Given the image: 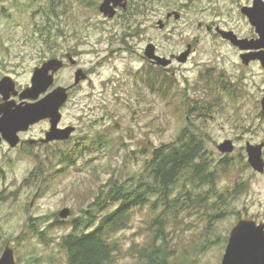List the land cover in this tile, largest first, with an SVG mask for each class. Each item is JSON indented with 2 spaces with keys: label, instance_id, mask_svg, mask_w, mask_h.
<instances>
[{
  "label": "rangeland",
  "instance_id": "1",
  "mask_svg": "<svg viewBox=\"0 0 264 264\" xmlns=\"http://www.w3.org/2000/svg\"><path fill=\"white\" fill-rule=\"evenodd\" d=\"M102 1L0 0V80L9 75L18 89L29 86L35 68L48 57L49 47L60 49L61 45L89 73L70 94L64 109L61 124L78 126L71 143L50 146L38 154L18 146L0 148V256L10 244L18 264H30L36 256L46 263L65 261L66 253L58 242L71 230L70 220L95 200L100 187L113 175L139 172L148 152L174 142L182 129L194 124L205 132L217 159L229 156L236 163L225 183L238 181L246 186L231 206L232 212L218 223L220 242L195 263L221 264L237 222L264 213V173L250 166L245 149L247 142L264 141V70L258 62L243 64L240 50L216 31L219 26L239 37L255 36L254 27L241 12L253 0H127L128 9H119L114 18L99 11ZM173 11L181 18L167 19ZM160 20L165 22L163 29ZM149 43L166 57L179 55L188 44L193 46L186 63L175 60L170 67L159 69V74L175 78L173 102L142 79L156 69L143 56ZM75 71L65 69L58 82L71 85ZM220 76L231 83L230 91L223 90ZM195 100L209 110L189 112ZM46 127L41 124L34 134L39 136ZM98 131L108 136L107 146L88 147L52 182L47 176L46 183L31 178L40 161L50 170L62 146L82 143L81 138ZM226 139L235 146L227 154L218 148ZM63 209L69 210L66 218L60 216ZM31 216L45 218L38 224L46 230V241L26 232ZM143 220L144 214H137L121 232L125 248L142 241ZM123 260L120 264L132 261L126 255Z\"/></svg>",
  "mask_w": 264,
  "mask_h": 264
},
{
  "label": "trees",
  "instance_id": "2",
  "mask_svg": "<svg viewBox=\"0 0 264 264\" xmlns=\"http://www.w3.org/2000/svg\"><path fill=\"white\" fill-rule=\"evenodd\" d=\"M159 69L163 70H149L142 79L153 91L160 90L164 98L173 102L172 98L177 96L173 90L175 78L159 74ZM219 79L223 90L230 91L231 83L223 76ZM192 104L187 108L189 112L210 108L196 100ZM201 130L190 124L174 142L148 152L139 172L111 176L89 207L70 220L71 230L60 238L58 246L66 253V260L46 263L36 256L30 264H120L124 255L132 260L124 264H195L212 245L220 242L218 223L232 212L231 206L246 191L244 183H225L236 163L229 156L217 159ZM81 139L82 143L62 146L56 156L57 164L54 166L52 161L50 170L40 161L31 178L46 183L47 176L48 182H52L74 165L88 147L92 150L96 144L107 146L108 136L98 131ZM140 213L144 214V237L125 248L120 234ZM38 222L44 223L45 218L29 217L26 232L46 241V230L40 229ZM194 230L198 231L186 236ZM2 239L0 233V242Z\"/></svg>",
  "mask_w": 264,
  "mask_h": 264
},
{
  "label": "water",
  "instance_id": "3",
  "mask_svg": "<svg viewBox=\"0 0 264 264\" xmlns=\"http://www.w3.org/2000/svg\"><path fill=\"white\" fill-rule=\"evenodd\" d=\"M118 8L126 10L127 0H103L99 11L108 18H114ZM241 12L254 27L256 38L239 37L233 30L221 29L219 26L216 27V31L224 40L240 50L243 64L250 65L253 61L259 60L264 69V0H253L251 5L243 6ZM172 16L175 19L181 18V14L177 11L169 12L167 19ZM158 25L163 29L165 22L160 20ZM192 50V44H188L187 49L177 55V61L186 63ZM144 56L154 65L163 68L170 67L174 63V56L160 55L154 43L146 46ZM69 58L72 64L77 63L74 57L69 56ZM62 67L63 61L58 58L46 60L35 68L30 85L21 91L11 76L6 75L0 80V95L3 99L0 103V145L2 141H6L10 147H17L21 142L19 132L45 119L50 120L51 126L43 142L70 139L76 127L59 125L62 121L61 109L69 100L70 90L87 80L88 75L79 68L75 71L72 85H59L49 91L55 83V74ZM14 97H19L21 103H17ZM261 108L264 113V95L261 99ZM263 146L264 143L246 144L248 163L258 173H264ZM234 147L230 139L218 146L220 152L226 154L233 152ZM60 216L63 218L69 216V210L63 209ZM0 264H18L14 248L10 244H6L0 256ZM221 264H264V223L258 224L251 218H241L230 232Z\"/></svg>",
  "mask_w": 264,
  "mask_h": 264
},
{
  "label": "flooded vegetation",
  "instance_id": "4",
  "mask_svg": "<svg viewBox=\"0 0 264 264\" xmlns=\"http://www.w3.org/2000/svg\"><path fill=\"white\" fill-rule=\"evenodd\" d=\"M128 2V1H127ZM128 7H129V3H128ZM0 9H2V7L0 6ZM121 9V8H118L117 9V13H118V10ZM128 9V8H127ZM126 9V10H127ZM123 10V9H122ZM208 28H213L211 26H209ZM212 30V29H211ZM256 33V32H255ZM257 37V34L251 38H256ZM62 47L60 49L58 48H55V47H49V50H47V53H49L48 57H45L46 59L43 61L45 62L46 60H49V59H52V58H58L60 60L63 61V67L55 74V83L54 85L49 89V91L53 90L55 87L59 86V85H62V86H70V85H64V84H61L58 82V75L64 71L65 69H68V68H71V69H79V62L78 60L76 59V56L74 55L73 52L71 51H68L66 49H63V45H61ZM51 48V49H50ZM53 52V53H52ZM69 56H72L74 57L76 60H77V63L76 64H72L71 63V60L69 58ZM144 56V55H143ZM171 56H174V61L176 60L177 61V55H171ZM170 56V57H171ZM145 59H147L145 56H144ZM148 60V59H147ZM151 65L153 67H156V68H163L161 66H156L154 65L150 60H148ZM253 62H258L260 63L261 65V62L259 60H256V61H253ZM174 64V63H173ZM262 66V65H261ZM263 68V67H262ZM264 70V69H263ZM89 77V73L87 71H85ZM16 85L17 82H16ZM72 85V84H71ZM80 85V84H79ZM77 85L76 87L72 88L70 90V94L79 86ZM28 86V85H27ZM27 86L25 87H22L20 88L19 90L21 91L22 89L26 88ZM18 88V87H17ZM14 99L17 101V103H21V100L19 99V97H14ZM3 101L1 95H0V103ZM68 102V101H67ZM67 103L62 107L61 109V112H62V119H63V113H64V109L66 107ZM262 116H264V113L261 112ZM62 122V121H61ZM43 123H46L48 125V127L46 128H43L42 131L40 132V135L39 136H36L34 134V130L36 127H39L41 124ZM61 127H66V126H69V125H73V124H67V125H63V124H59ZM50 126H51V123H50V120L49 119H45V120H42L34 125H31L27 130L25 131H20L19 132V136L21 138V142L20 144L18 145L19 148H22L23 150L25 151H28L30 153H36L38 154V150H44L50 146H57L59 144H66V143H71L73 140H74V137H75V134L77 133V130H78V126H75L76 127V130L75 132L73 133V135L70 137V139L68 140H58V141H53V142H48V143H45L43 142V139L46 137V133L48 132V130L50 129ZM74 126V125H73ZM227 140V139H226ZM248 143V142H247ZM261 143H264V141L262 142H259V143H255V144H261ZM4 145H8L9 144L6 142V141H2L1 145H0V148ZM17 148V147H16ZM15 149V148H13ZM246 149V148H245ZM262 152H263V157H264V146H263V149H262ZM248 218V217H246ZM253 220H255L258 224H263L264 223V213L263 214H260V215H254L253 218H251Z\"/></svg>",
  "mask_w": 264,
  "mask_h": 264
},
{
  "label": "snow or ice",
  "instance_id": "5",
  "mask_svg": "<svg viewBox=\"0 0 264 264\" xmlns=\"http://www.w3.org/2000/svg\"><path fill=\"white\" fill-rule=\"evenodd\" d=\"M237 243H239V240L237 241Z\"/></svg>",
  "mask_w": 264,
  "mask_h": 264
},
{
  "label": "bare ground",
  "instance_id": "6",
  "mask_svg": "<svg viewBox=\"0 0 264 264\" xmlns=\"http://www.w3.org/2000/svg\"><path fill=\"white\" fill-rule=\"evenodd\" d=\"M167 16V15H166Z\"/></svg>",
  "mask_w": 264,
  "mask_h": 264
}]
</instances>
